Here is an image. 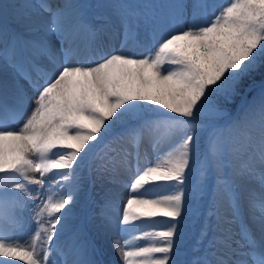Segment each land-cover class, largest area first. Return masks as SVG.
Listing matches in <instances>:
<instances>
[{
    "label": "snow or ice",
    "instance_id": "1",
    "mask_svg": "<svg viewBox=\"0 0 264 264\" xmlns=\"http://www.w3.org/2000/svg\"><path fill=\"white\" fill-rule=\"evenodd\" d=\"M107 133L127 191L78 218ZM101 237L121 264H264V0L0 3V264H105Z\"/></svg>",
    "mask_w": 264,
    "mask_h": 264
},
{
    "label": "rangeland",
    "instance_id": "2",
    "mask_svg": "<svg viewBox=\"0 0 264 264\" xmlns=\"http://www.w3.org/2000/svg\"><path fill=\"white\" fill-rule=\"evenodd\" d=\"M83 1H85V3H95V0H83ZM19 2L20 1L16 0V2H14V3L16 4ZM31 2H34V4L37 3V2H35V0H32ZM132 2L133 3H141V4H144V3H161V2H163V0H132ZM215 2L217 4H227L228 0H215ZM84 51H86V50H84ZM259 81H260V79H255V83L257 85L259 84ZM257 91H258V89L256 87H253L251 92H246L247 99L251 100L252 97L254 95H256ZM244 94L245 93L242 92V95H244ZM239 103H240V97H237L236 104H239ZM234 111H235V108H234ZM234 114H235V112L233 113V115ZM112 135H113V133L105 134L103 140L99 144L96 145V148H94L93 151L89 154L88 160L85 161L86 165L90 164L91 171H89L88 167H85L83 170V173H82L83 190L80 193V196L78 198L76 205L74 206V211H75V214L78 218L80 216H83V215L91 216L93 211L95 210L96 204L101 200V198L105 195V193L109 189H111L113 192H120V193H123V191L126 192L125 189H127V188L124 187L123 182L127 181L129 179V176L123 170H119L115 174L116 180L119 181L120 183L114 184V183L110 182V177L113 176V172L111 171L113 164H112L111 160L109 159V157L115 155V153L108 152V155L105 156L103 160H101L99 158V155H103L102 150L104 148V144L107 143V141L111 139ZM124 146L128 149L129 152H132L133 154H135V152L137 151V147L133 144H125ZM113 147H116V146L113 145ZM203 147H204V145H203V141H202L201 142V148L203 149ZM139 153H140L141 157H143L145 155V153H147L149 158L153 159L151 148L146 143H141V145L139 146ZM133 162L135 163V161H133ZM101 164L106 165L107 170L101 169L98 171L97 167H98V165H101ZM48 179L51 182L53 179H55V177H53L51 174H49ZM30 187H37V186L32 185ZM48 194H49V192L45 191V193H44L45 199L47 198ZM37 202L38 201H35V202L31 201L30 203L34 204ZM87 212H89V213H87ZM29 213H26V219L28 221L27 227L29 228V233H28L27 237L30 236L32 234V232H34L35 227H36L35 221L31 220L32 213L31 212H29ZM121 214H122V209H121ZM97 223H98V221L93 218L92 225L94 226ZM134 223H139V222H134ZM92 230L93 231H91L89 233L90 235L95 234L94 227ZM137 230L138 231L135 234H139L142 231L152 230V229L143 228V229H137ZM157 230H159V229H157ZM70 234L71 233H65L64 237L61 240V246L65 250H67L68 245L71 243V235ZM197 234H198L197 229L191 223H189L185 226V236H186L187 245H188L187 255L185 256V259L190 260L193 256L197 255V253H193L191 251V246H192V244H194ZM96 242H97L98 246L102 245V252L104 254L102 256H99L98 258L103 259L105 261V264H110V263L111 264H121L120 257L117 255L115 250L112 248L110 240L106 239V237H101ZM140 243L143 244L145 242L140 241ZM51 259L53 261V264H60L61 258L58 255H56L55 253L51 257Z\"/></svg>",
    "mask_w": 264,
    "mask_h": 264
},
{
    "label": "bare ground",
    "instance_id": "3",
    "mask_svg": "<svg viewBox=\"0 0 264 264\" xmlns=\"http://www.w3.org/2000/svg\"><path fill=\"white\" fill-rule=\"evenodd\" d=\"M17 1H20V2H22V0H17ZM32 0H28V2L29 3H32V4H34V2H31ZM14 2H16V0H0V3H6V4H15ZM19 2V3H20ZM35 2H38V0H35ZM50 2L51 3H53V5H55L56 3H58L59 2V0H50ZM84 3H85V1H83ZM36 4V3H35ZM9 11H11V10H9ZM121 41H122V37L121 36H118V35H113V36H111V37H105V43H106V50L107 49H113V50H115V49H118L119 48V45H120V43H121ZM129 50L130 51H132V52H134V53H142L143 52V49L142 48H140V47H136V46H134V45H132L131 43L129 44ZM90 53L86 50V51H84V50H82L81 51V53H80V55H79V58H80V60H86V59H88V58H90ZM76 61L75 60H73V61H71V63H75ZM30 95H31V93H29ZM125 191H127V189H125ZM124 192V191H123ZM35 202V201H34ZM35 204V203H34ZM33 204V205H34ZM87 213H89V212H87ZM30 214V213H29ZM28 216V215H27ZM30 217V216H29ZM81 217V216H80ZM28 222V221H27ZM30 225V224H29ZM31 231V230H30ZM93 231V230H92ZM138 231V230H137ZM28 233H29V228L27 227L26 228V230H25V233H24V235H25V237H27V235H28ZM67 235V234H66ZM71 235V234H70ZM107 239V238H106ZM109 240V239H108ZM63 243V242H62ZM109 243V242H108ZM105 244V243H104ZM106 245V244H105ZM104 255V254H103ZM61 258V257H60ZM116 258V257H115ZM111 264V263H110Z\"/></svg>",
    "mask_w": 264,
    "mask_h": 264
},
{
    "label": "trees",
    "instance_id": "4",
    "mask_svg": "<svg viewBox=\"0 0 264 264\" xmlns=\"http://www.w3.org/2000/svg\"><path fill=\"white\" fill-rule=\"evenodd\" d=\"M255 79H260L259 75H257V76L255 77ZM234 108H235V105H234L233 108H232V112H233V113L235 112V111H234Z\"/></svg>",
    "mask_w": 264,
    "mask_h": 264
}]
</instances>
